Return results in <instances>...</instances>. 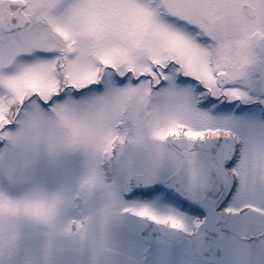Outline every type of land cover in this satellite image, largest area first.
Listing matches in <instances>:
<instances>
[{"label":"snow or ice","instance_id":"obj_1","mask_svg":"<svg viewBox=\"0 0 264 264\" xmlns=\"http://www.w3.org/2000/svg\"><path fill=\"white\" fill-rule=\"evenodd\" d=\"M0 264H264V0H0Z\"/></svg>","mask_w":264,"mask_h":264}]
</instances>
